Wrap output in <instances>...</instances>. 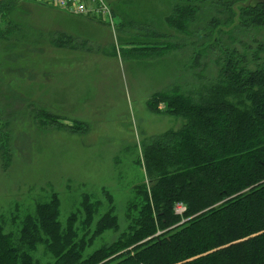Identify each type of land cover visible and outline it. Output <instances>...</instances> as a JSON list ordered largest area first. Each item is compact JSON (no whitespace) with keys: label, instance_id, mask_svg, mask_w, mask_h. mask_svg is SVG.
Instances as JSON below:
<instances>
[{"label":"rangeland","instance_id":"obj_1","mask_svg":"<svg viewBox=\"0 0 264 264\" xmlns=\"http://www.w3.org/2000/svg\"><path fill=\"white\" fill-rule=\"evenodd\" d=\"M200 2L186 27L189 10L178 0H108L114 27L44 0L0 3V233L22 247L10 254L0 244V260L117 262L110 250L144 216L134 203L149 182L145 148L185 123L163 93L198 96L221 72L220 51L209 44L221 26H208L227 9ZM257 42L264 28L237 32L242 53ZM51 208L61 238L41 229Z\"/></svg>","mask_w":264,"mask_h":264},{"label":"trees","instance_id":"obj_2","mask_svg":"<svg viewBox=\"0 0 264 264\" xmlns=\"http://www.w3.org/2000/svg\"><path fill=\"white\" fill-rule=\"evenodd\" d=\"M198 1L207 0H178L175 5L189 10L183 27L204 8ZM212 1L227 9L226 16H213L208 26H221L209 43L220 51V75L198 96L182 88L163 93L170 96L163 100L168 109L185 123L150 140L145 148L149 182L141 185V197L134 203L142 206L144 216L135 232L110 250L124 260L108 264H264V42L248 44L245 53L235 43L237 32L264 28V0ZM177 203L186 206L185 222L174 211ZM54 218L51 208L41 229L61 238ZM38 226L35 222L34 228ZM3 239L0 233V244H5ZM5 245L10 254L22 248L14 239ZM68 250L75 258L81 253L75 246ZM11 257L0 264H17ZM30 259L25 255L22 264H38ZM58 263L64 264L61 259Z\"/></svg>","mask_w":264,"mask_h":264},{"label":"built area","instance_id":"obj_3","mask_svg":"<svg viewBox=\"0 0 264 264\" xmlns=\"http://www.w3.org/2000/svg\"><path fill=\"white\" fill-rule=\"evenodd\" d=\"M44 2L55 4L58 8L75 15L101 16L106 23L112 27L116 26L115 14L111 6H109L108 0H44ZM176 207H184L186 211V206L182 203H177ZM175 212L177 213V209Z\"/></svg>","mask_w":264,"mask_h":264}]
</instances>
